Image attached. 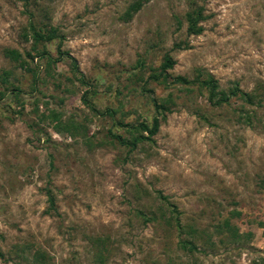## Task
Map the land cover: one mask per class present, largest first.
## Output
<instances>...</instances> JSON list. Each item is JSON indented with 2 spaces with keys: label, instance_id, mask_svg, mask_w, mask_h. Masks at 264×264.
Segmentation results:
<instances>
[{
  "label": "rangeland",
  "instance_id": "374dc122",
  "mask_svg": "<svg viewBox=\"0 0 264 264\" xmlns=\"http://www.w3.org/2000/svg\"><path fill=\"white\" fill-rule=\"evenodd\" d=\"M131 1L0 0V75L8 73L0 91L19 88L0 97V264H34L37 248L51 264H264V103L212 106L196 85L148 79L167 53L170 79L201 70L223 89L236 83L264 99V0H148L125 18ZM194 5L203 30L187 35ZM29 21L56 29L60 37L38 49L55 59L59 45L87 84L68 58L48 65L30 50ZM4 48L33 57L20 67ZM142 87L173 103L153 140L129 149L108 132L129 138L113 120L150 122ZM85 90L113 117L89 110ZM240 111H253L251 125ZM69 119L80 124L73 135L56 129ZM173 211L197 250L176 244ZM224 218L242 234L236 242L216 233Z\"/></svg>",
  "mask_w": 264,
  "mask_h": 264
},
{
  "label": "trees",
  "instance_id": "16d2710c",
  "mask_svg": "<svg viewBox=\"0 0 264 264\" xmlns=\"http://www.w3.org/2000/svg\"><path fill=\"white\" fill-rule=\"evenodd\" d=\"M25 1H38V0H25ZM148 0H132L126 7L124 16L125 18H129L134 12H136L144 2ZM205 18L203 14V8L202 6L194 5L192 8L187 10L184 13V20L186 23L185 26V33L187 35H196L202 32L203 26L201 25V21ZM59 34H57V31L54 27L44 23H35L33 21L28 22V31H26L24 35V39H28L31 42L30 50L34 51L39 57L45 58L46 63L49 65L51 62H55L58 59L68 58L72 71L79 75V81L82 84H87L85 82V79L81 72L78 70V65L76 63V60L71 57L66 51H61L59 48V45L57 46V57L55 59L51 58L49 53L45 48L38 49L37 45L39 43L44 44L45 42L51 41L52 39L59 38ZM187 44H181L180 42L173 43V48H182L187 47ZM3 55L8 58L10 61L18 64L20 67L25 66L28 64L27 58L32 59V55L29 53V51L20 53L17 49L14 48H4L3 49ZM174 64V60L170 55L167 53L163 54L162 59L158 66L156 68H153V70L148 75V79L158 82V83H172V84H180L184 87H188L189 85H196L198 89H203L206 91V100L207 102L212 106H221V105H229L231 100H239L241 101V107L244 106H251L254 109L255 105L261 106L262 103H264V99L261 98L259 95L254 94L253 92L244 91L242 90L236 83H233L231 86H229L226 89L221 88L217 80L208 72H201V70H198L193 78L188 79L185 76L182 75H176L170 79V75L167 72L168 69L172 67ZM7 72L2 71L0 75V85L5 84ZM36 75L33 73V78ZM10 90L11 93L14 95V97H17L19 88L17 86H3V91H0V97L4 95V91ZM142 91H146L148 93L151 92L149 88L142 87ZM88 90H85L81 93V101L88 107L89 110L95 112V113H106L111 118L114 115V111L111 109H105L103 111H99L90 101L87 96ZM154 114L151 116L150 122H145L144 120L137 121L135 123L130 122H122V121H116L113 120V123L116 124L119 127H123L124 130L128 131L130 133L129 138H123L118 134L108 132L110 137L115 139L118 143L123 144L127 146L129 149H134L138 143H141L143 141H152V136L156 134L159 125L162 121L165 119L166 112L170 111L169 105L173 103L171 99V93H168L166 98L159 99L155 98L153 95L149 96ZM252 112L253 111H245V113H240L238 116L242 117L241 120L244 121L247 125L252 124ZM51 116L53 118H56V116L53 115V112H51ZM78 127H80V124L76 123L73 119H69L65 124H61L60 121H58V124L56 125V129H65L69 131L73 135V131L77 130ZM159 197L163 200H165V197L160 194V192H157ZM46 200L48 202V207L53 208L54 207V199L51 194V192L46 189L45 190ZM174 216V227L177 230V240L176 244L178 247L182 250H184L186 253H191L194 250H197L195 241L192 240V237H182L183 229L181 227L178 215L175 211H173ZM153 214L152 212H150ZM137 214L142 218L144 222H151L156 220V216L153 215H147L141 210L137 211ZM232 214L238 215L239 212L233 211ZM191 232V227H189L188 230H186V234H189ZM223 232L227 233V239L231 242H236L238 239L242 237V234H238L237 229L233 227L229 222L228 218L222 219L217 225H216V233L221 234ZM191 234V233H190ZM244 235H249L248 232H246ZM199 237H201L199 235ZM202 238V237H201ZM224 240H220V243H223ZM30 257L31 261L34 264H51L50 258L48 254L40 249H34L31 250ZM0 256H2L0 252Z\"/></svg>",
  "mask_w": 264,
  "mask_h": 264
}]
</instances>
